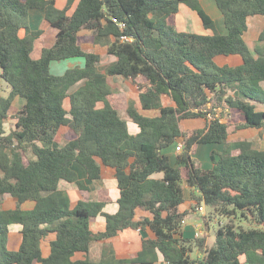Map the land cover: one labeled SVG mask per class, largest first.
<instances>
[{"label": "trees", "instance_id": "trees-1", "mask_svg": "<svg viewBox=\"0 0 264 264\" xmlns=\"http://www.w3.org/2000/svg\"><path fill=\"white\" fill-rule=\"evenodd\" d=\"M74 1L68 0L60 10L53 0H0V81L8 88L6 94L0 90V203L11 197L19 205L15 211H0V264H156L158 253L166 264H240L241 256L247 264H264V153L248 141L229 143L231 126L207 117L208 105L212 111L219 102L230 115L242 116L237 129H264V111L256 110L264 105V31L257 57L244 40L248 18L264 16V0H216L228 34L212 36L179 32L169 24L179 5L186 3L211 26L194 0H79L68 16ZM31 9L44 10L47 21L58 30L52 48L44 47L41 31L27 26ZM113 18L125 27L120 28ZM82 30L91 31L94 42L107 46L109 55L117 57L105 74L99 71L101 57L80 46ZM123 36L133 41L123 42ZM221 55H239L243 63L219 67L214 59ZM73 58H84L85 66L62 76L52 74L53 62ZM110 76H121L137 86L144 110L160 112L158 117H148L129 102L128 114L141 130L136 136L129 134L109 101L115 92L107 81ZM139 77L147 84L139 83ZM80 82L84 85L69 94ZM164 95L176 106H163ZM67 98L70 112L64 108ZM17 99L25 104L7 133L5 124ZM100 102L105 104L102 109L97 108ZM196 118L206 119L207 128H183L182 120ZM64 128L73 138L61 144L57 138ZM179 139L184 145L177 157L182 168L174 167L162 154ZM209 144H223L224 150L218 159L214 153V166L206 170L192 154L195 146ZM235 150L240 154L234 155ZM97 159L116 169L121 195L114 215L103 212L102 201H83L71 209L66 194L59 190L61 181L86 189L74 170L76 164L85 168L91 182H99ZM155 174L163 178L155 179ZM184 181L198 192H193L194 208L204 205L211 212L205 223L209 225L215 217L219 221L212 245L206 237L183 236L187 214L179 208L184 203ZM27 201L36 203L33 210L20 208ZM137 209L152 218L136 221ZM99 215L106 218L107 228L94 234L90 225ZM236 218L255 228L237 226ZM12 224L23 227L18 252L7 249ZM147 227L155 239L145 240L135 259L117 261L107 249L99 262H72L76 253H89L97 241L129 228ZM53 232L56 240L45 259L41 240ZM195 251L202 257H195Z\"/></svg>", "mask_w": 264, "mask_h": 264}, {"label": "crops", "instance_id": "crops-1", "mask_svg": "<svg viewBox=\"0 0 264 264\" xmlns=\"http://www.w3.org/2000/svg\"><path fill=\"white\" fill-rule=\"evenodd\" d=\"M58 9L63 10L67 7L68 0H53ZM198 3L199 7L204 11V13L211 20L212 25L206 26L200 17L197 10L192 8L186 3H181L179 5V10L176 14L172 15L169 18V24L174 26L179 32L202 35V36H212L214 34L227 35L228 30L225 25V18L222 11L219 9L216 0H194ZM79 0H75L71 7L67 10V15L72 16L74 11L78 6ZM27 26L32 31H41V40L44 47L52 48L57 40L58 30L53 28L51 24L47 21L45 16V11L41 9H31L28 15ZM247 31L244 34V40L247 43L248 47L255 55L258 56L256 47L260 35L264 31V16L256 15L251 16L247 20ZM20 36H25V31H20ZM79 44L80 46L87 51H92L98 56L101 57V62L99 64V71L102 74H105V70L108 66L115 63L118 59L113 55H109L107 46H102L94 42L93 34L89 30H82L79 32ZM264 49V44L262 45ZM215 63L219 67H238L242 65L243 59L239 55L231 56H217L214 59ZM85 66L84 58H73L61 62H53L51 64V72L56 76H62L66 71L74 68H83ZM109 85L112 89L115 90L112 96H110L109 101L113 107L118 111L119 116L127 124L129 134L136 136L141 130L139 126L132 120L128 114V104L133 102L135 108L145 116L148 117H158L160 112L144 110L141 102V91L130 81L125 80L121 76L108 77L107 79ZM138 82L143 85L147 84V80L143 77L138 78ZM84 85V82H80L75 85L69 91V94L76 92L80 87ZM234 93L229 92V95ZM210 97L212 96L209 93ZM20 101L25 104L22 99H17L15 102ZM162 104L167 107H175L176 104L171 98L167 95L162 96ZM105 104L100 102L97 105V108H104ZM13 108V107H12ZM64 108L70 112L71 110V100L67 98L64 102ZM257 111H264V105H257ZM229 112V110H227ZM233 115V117H232ZM235 115V116H234ZM11 118V116H10ZM232 118V121L229 119ZM199 119H202L203 122H198ZM191 121L190 125L185 126L186 122ZM222 123H227L231 126L230 134L228 137V142H238L240 140L248 141L253 143V149L264 153V129L257 128H247V129H237V125L242 123V116L236 112L232 113L229 118H222L220 120ZM183 128L186 130H197L207 128L208 121L204 118L196 119H185L181 122ZM6 129V128H5ZM12 130V129H11ZM10 130V131H11ZM10 131H7L9 133ZM70 132L66 131V128L61 129L58 135V140L61 144L64 142L70 141L73 137L69 136ZM64 135V137H63ZM182 146V150L178 151L177 147ZM218 144H209V145H198L194 147L192 157L194 160L198 161L203 169L209 170L212 167V162H206L203 165V158L208 156V152L211 151V156L213 157L214 153L216 159H218V154L221 153L222 147H217ZM170 149L167 151L162 150V154L167 156L171 164L173 165V157L177 158L184 151V145L182 139L177 140L176 144L169 146ZM168 147V148H169ZM234 155H239L240 151L235 150ZM33 158L32 155H30ZM204 158V160H205ZM99 165L101 166V180L99 182H91L88 179L87 172L83 166L80 164L74 165V170L77 172L79 180L83 182L86 189L81 190L76 184L69 183L66 181H61L59 184V190L62 193L66 194V198L69 201L71 209H74L80 202L88 201H102L105 203L103 212L105 214L114 215L119 211V198H120V189L118 186V180L116 178V169L110 166H106L102 163L100 159H97ZM214 166V163H213ZM174 167H183L181 164H178V159ZM186 172V171H185ZM155 179L163 178V174H155L153 176ZM184 190V203L180 206L179 211L181 213L187 214L185 222H183V236L186 239H195L200 235H203V228L208 225L205 223L204 218L207 215L206 206L202 205L203 210L196 212L194 207L197 202L193 198V192L198 195L197 191H194L188 187L186 181L183 183ZM36 206L35 202L27 201L20 205V208L23 211L33 210ZM19 207L18 202L11 197H7L5 200L0 203V211H15ZM143 218H152V215L142 209L136 210L135 220L140 221ZM191 221L190 224L187 221ZM215 221V220H213ZM212 221V222H213ZM216 222V221H215ZM219 221L217 220V223ZM107 228L106 218L102 215H99L96 219L92 220L90 229L94 234L104 233ZM211 229L210 224L207 227ZM23 227L20 224H12L9 226V232L7 236V249L10 252H18L21 249L23 243ZM211 235V234H210ZM149 239H155L154 232L147 227L144 230H135V229H126L121 231L118 235L109 237L104 240L97 241L92 244L89 253L78 252L72 257V262H82V261H93L99 262L103 258V252L105 250H112L117 261L123 260H132L135 259L142 251L144 247V241ZM211 241V237L208 238ZM56 240V233H49L41 240V254L43 258H48L51 255V243ZM213 240V239H212ZM214 242H212L213 244ZM211 244V245H212ZM210 245V244H209ZM159 260L156 264H166L162 254L158 253ZM198 258H201L202 255L198 252ZM33 264H41L39 262H34ZM240 264H247L246 257H240Z\"/></svg>", "mask_w": 264, "mask_h": 264}, {"label": "rangeland", "instance_id": "rangeland-1", "mask_svg": "<svg viewBox=\"0 0 264 264\" xmlns=\"http://www.w3.org/2000/svg\"><path fill=\"white\" fill-rule=\"evenodd\" d=\"M0 90L2 91V93L3 94H6L7 92H8V88H7V86L5 85V83L4 82H2V81H0ZM213 99V101H212V104L213 105H215L216 104V102L214 101V98H212ZM24 106V104L23 103H21L20 101H17V102H15L14 103V105H13V108L11 109V111H10V116H11V118H9L7 121H6V124H5V128H6V130L7 131H10L11 129H13V127L15 126V123H16V119L14 118V117H16V115L20 112V110L22 109V107ZM217 106H219V107H221L222 108V113L220 114L221 115V117L223 118H229V116H230V113L227 111V110H225V106H223L221 103H217ZM235 116V115H234ZM232 117H233V115H232ZM230 121H232V118L231 119H229ZM198 122L200 123V122H203V120L202 119H199L198 120ZM190 123H192L191 121H188V122H186L185 124V126H187V125H190ZM63 137H64V135H63ZM64 143V142H63ZM176 144V143H175ZM217 147H222V150H224V145L223 144H221V145H217ZM168 149H170V147L169 148H165L164 150H163V153H164V151H167ZM218 157H219V154H218ZM205 158V157H204ZM204 158H203V165H205L206 164V162L208 161V162H212V156H211V151L210 152H208V156L205 158V160H204ZM173 159H174V161H173V166H175L176 165V162H177V158L175 157V154H174V157H173ZM213 168V163H212V167L210 168V169H212ZM197 208V207H196ZM196 208H194L195 210H196V212H199L198 211V208L196 209ZM199 209H200V207H199ZM206 213H207V215L209 216V218H211V212H209V209H207V211H206ZM206 215V216H207ZM205 216V218H204V221L206 222L207 221V217ZM214 220L216 221H210V227H211V229H205V227L203 228V231H204V233H203V235H200L199 237H206V238H209V237H211L213 240H214V238H215V233H216V231L218 230V228H219V224L217 223V217H215L214 218ZM223 221V223H226L227 222V220H222ZM189 224H190V220L189 221H187ZM234 222H235V224L237 225V226H240V227H242V228H244L245 230H248V229H252V228H255L250 222H248L247 220H242V221H240L239 219H234ZM211 234V235H210ZM211 239V241L209 240V243L210 244H212V242H213V240ZM195 257H197L198 256V252L197 251H195L194 252V254H193Z\"/></svg>", "mask_w": 264, "mask_h": 264}, {"label": "built area", "instance_id": "built-area-1", "mask_svg": "<svg viewBox=\"0 0 264 264\" xmlns=\"http://www.w3.org/2000/svg\"><path fill=\"white\" fill-rule=\"evenodd\" d=\"M113 20V22L115 23V24H117L120 28H124L125 27V25L124 24H122V23H119V21L117 20V19H115V18H113L112 19ZM121 40L123 41V42H128V43H130V42H132L133 41V38H131V37H126V36H123L122 38H121ZM210 109H212V106L209 104L208 105V114H207V117L209 118V120H214V119H219V120H221V113H222V108L221 107H219V108H214L212 111H210ZM177 150L178 151H181L182 150V146L180 145L179 147H177ZM201 211L203 210V208H201L200 209Z\"/></svg>", "mask_w": 264, "mask_h": 264}, {"label": "clouds", "instance_id": "clouds-1", "mask_svg": "<svg viewBox=\"0 0 264 264\" xmlns=\"http://www.w3.org/2000/svg\"><path fill=\"white\" fill-rule=\"evenodd\" d=\"M202 207H200V209H201ZM201 211V210H200Z\"/></svg>", "mask_w": 264, "mask_h": 264}]
</instances>
